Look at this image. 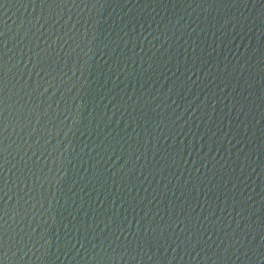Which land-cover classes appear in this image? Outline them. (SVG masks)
Listing matches in <instances>:
<instances>
[{
	"label": "water",
	"instance_id": "1",
	"mask_svg": "<svg viewBox=\"0 0 264 264\" xmlns=\"http://www.w3.org/2000/svg\"><path fill=\"white\" fill-rule=\"evenodd\" d=\"M81 0H0V264H17L53 142Z\"/></svg>",
	"mask_w": 264,
	"mask_h": 264
}]
</instances>
